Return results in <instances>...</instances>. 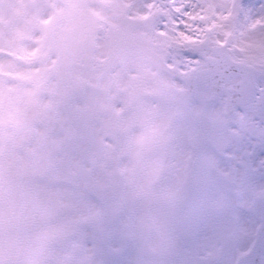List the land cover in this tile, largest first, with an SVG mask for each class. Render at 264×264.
Returning <instances> with one entry per match:
<instances>
[{"label":"snow or ice","instance_id":"obj_1","mask_svg":"<svg viewBox=\"0 0 264 264\" xmlns=\"http://www.w3.org/2000/svg\"><path fill=\"white\" fill-rule=\"evenodd\" d=\"M236 6L264 29V0ZM253 47L241 63L164 56L158 78L115 82L106 104L82 103L69 73L15 140L0 95V264H264V41Z\"/></svg>","mask_w":264,"mask_h":264},{"label":"rangeland","instance_id":"obj_2","mask_svg":"<svg viewBox=\"0 0 264 264\" xmlns=\"http://www.w3.org/2000/svg\"><path fill=\"white\" fill-rule=\"evenodd\" d=\"M236 5L237 0H0V95L6 111L19 117L4 127L3 136L22 135L25 117L48 106L69 73L88 90L82 103L106 104L115 82L123 87L156 79L164 56L183 59L206 50L222 18L242 28L237 37L242 35L244 50L232 51L244 61L259 51L253 45L264 41V30H251L255 20ZM197 20L202 25L192 26ZM142 24L149 29L139 37L134 29ZM221 29L229 33L232 27ZM65 50L74 53L71 63ZM7 247L15 256L24 253L25 244L13 232Z\"/></svg>","mask_w":264,"mask_h":264}]
</instances>
